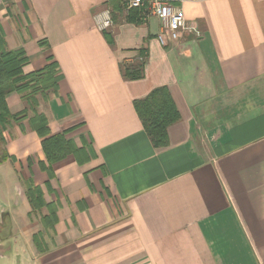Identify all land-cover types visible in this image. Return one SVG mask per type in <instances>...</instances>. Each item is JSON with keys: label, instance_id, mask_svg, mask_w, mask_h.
Listing matches in <instances>:
<instances>
[{"label": "crops", "instance_id": "obj_1", "mask_svg": "<svg viewBox=\"0 0 264 264\" xmlns=\"http://www.w3.org/2000/svg\"><path fill=\"white\" fill-rule=\"evenodd\" d=\"M165 1L184 27L161 46L160 22L137 10L141 22H127L124 0H0V35L24 53V75L57 65V95L39 97L38 112L85 153L54 164L49 179L31 115L10 124L0 168L18 196L0 226L14 233V254L0 250V264H19L20 253L23 264H264V0ZM106 10L112 27L100 32L94 18ZM139 50L144 77L124 80ZM159 87L180 115L164 148L133 106ZM7 105L27 109L15 93ZM19 167L57 206L50 236L47 209L37 219L18 192ZM38 233L47 250L32 256Z\"/></svg>", "mask_w": 264, "mask_h": 264}, {"label": "trees", "instance_id": "obj_2", "mask_svg": "<svg viewBox=\"0 0 264 264\" xmlns=\"http://www.w3.org/2000/svg\"><path fill=\"white\" fill-rule=\"evenodd\" d=\"M123 8L125 9V4ZM133 18H137L136 10L129 11L126 20L134 23L141 22L140 19L134 21ZM109 43H111L110 38ZM138 55L141 60L138 59L121 67V76L124 80L136 81L144 77V52L139 50ZM25 64L24 53L9 50L4 38L0 35V165L11 159L6 149L7 128L12 122L19 123L26 120L31 112L28 124L31 131L40 139L41 151L44 156V160L39 161L37 165L41 172L46 173L48 178L52 179L54 164L69 156H74L81 161L80 159L85 153L83 150L77 149L74 143L66 137L69 131L52 135L46 117L36 111V95H57L60 76L56 63L51 62L42 70L29 75L23 73ZM12 93L20 95L27 105V109L20 114L12 115L9 111L7 97ZM133 106L152 146L154 148L167 147V129L180 120V115L168 89L166 87L156 88L145 98L136 100ZM25 182V196L32 212H40L43 208L48 211L46 216L40 218V223L43 232L50 236L57 223V206L44 201L41 188L35 186L31 178L26 179ZM33 243L39 253H44L47 250L43 241V233L34 235Z\"/></svg>", "mask_w": 264, "mask_h": 264}, {"label": "built area", "instance_id": "obj_3", "mask_svg": "<svg viewBox=\"0 0 264 264\" xmlns=\"http://www.w3.org/2000/svg\"><path fill=\"white\" fill-rule=\"evenodd\" d=\"M125 13L137 10L142 20L155 18L160 22L162 34L157 36L161 46H166V34L171 42H176L184 27V16L181 8L175 7L165 0H124ZM96 28L102 32L112 27V19L108 10L94 18ZM141 60V59H140Z\"/></svg>", "mask_w": 264, "mask_h": 264}, {"label": "rangeland", "instance_id": "obj_4", "mask_svg": "<svg viewBox=\"0 0 264 264\" xmlns=\"http://www.w3.org/2000/svg\"><path fill=\"white\" fill-rule=\"evenodd\" d=\"M39 97L43 98L45 96H42L41 94L36 95L35 99L37 101V107H36L37 112H38L37 108H38V98ZM29 114L32 115L31 112ZM39 114H42V113H39ZM42 115H44V114H42ZM7 130H8V128H7ZM28 172H29V170H27V168H26V170H23L22 168L19 167L18 179H19L21 187L18 189V192H23V193L25 192V189H26V186H25L26 182L25 181H26V178L29 176ZM38 177H36V180H39ZM17 194L18 193H17V190L15 189V187L13 186V182H10L8 177L6 175H4V173L2 172V169L0 168V217H1V211L4 207H7L10 210V209H13L14 205H16L15 203H16V199L18 196ZM34 214H35L36 218L38 219L37 214H39V212L38 213L35 212ZM3 224H4V221L2 222V225L0 226V228L2 229V231L0 230V235L2 236V238H6V240H4V243H5L4 247L0 248V250H1L2 254H4V255H11V254L13 255L14 253H11V251H10L12 248L9 247V245L11 244V241L8 240V238L10 236H14V233L11 231L3 230L4 228H6V226ZM44 240H46V238ZM39 242L42 243L41 241H39ZM34 248L35 249H33L34 253L32 254V256H36V252L39 253V251L37 250L35 245H34ZM25 251H27L26 248H24V252H22V251H20V252H22V254L25 255ZM27 253L31 254V253H29V251H27ZM20 254L17 257L18 263L23 264L22 263L23 260H21Z\"/></svg>", "mask_w": 264, "mask_h": 264}]
</instances>
